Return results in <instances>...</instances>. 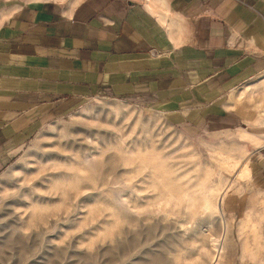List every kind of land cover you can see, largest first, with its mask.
<instances>
[{
	"label": "rangeland",
	"instance_id": "rangeland-1",
	"mask_svg": "<svg viewBox=\"0 0 264 264\" xmlns=\"http://www.w3.org/2000/svg\"><path fill=\"white\" fill-rule=\"evenodd\" d=\"M263 75L214 119L137 96L57 108L0 171V264H264Z\"/></svg>",
	"mask_w": 264,
	"mask_h": 264
},
{
	"label": "crops",
	"instance_id": "crops-1",
	"mask_svg": "<svg viewBox=\"0 0 264 264\" xmlns=\"http://www.w3.org/2000/svg\"><path fill=\"white\" fill-rule=\"evenodd\" d=\"M263 70L264 0H0V171L70 100L137 96L214 119Z\"/></svg>",
	"mask_w": 264,
	"mask_h": 264
}]
</instances>
